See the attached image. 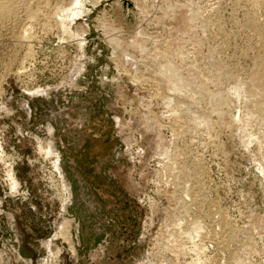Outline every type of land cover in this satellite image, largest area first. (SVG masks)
<instances>
[{"label":"rangeland","instance_id":"obj_1","mask_svg":"<svg viewBox=\"0 0 264 264\" xmlns=\"http://www.w3.org/2000/svg\"><path fill=\"white\" fill-rule=\"evenodd\" d=\"M0 264H264V0H0Z\"/></svg>","mask_w":264,"mask_h":264}]
</instances>
